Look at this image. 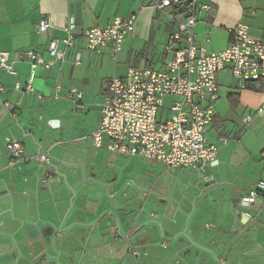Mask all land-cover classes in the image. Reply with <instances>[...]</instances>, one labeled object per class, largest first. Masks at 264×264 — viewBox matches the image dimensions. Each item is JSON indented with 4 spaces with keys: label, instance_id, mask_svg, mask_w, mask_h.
Wrapping results in <instances>:
<instances>
[{
    "label": "crops",
    "instance_id": "obj_1",
    "mask_svg": "<svg viewBox=\"0 0 264 264\" xmlns=\"http://www.w3.org/2000/svg\"><path fill=\"white\" fill-rule=\"evenodd\" d=\"M160 1L0 0V53H9L15 61L14 74L0 69V88L3 89L0 91V264H259L260 260L264 261V254H259L257 248L260 244L264 247V197L251 208L254 219L248 225L242 223L240 207V199L248 190L264 181V140H259V147L247 144L235 126L227 125L220 110L215 109L213 123L207 132L208 141L219 147L217 163L202 173L168 169L154 163L167 171L191 172L202 178L205 185L185 180L183 185L187 191L173 184L171 198L147 196L146 202L163 210L161 225L145 219L142 211L135 213V205L143 202V197L130 199L124 191L125 186L115 192L118 177L103 182L96 178V166L101 160L102 165L111 164L113 158L116 162L131 160L111 154L107 149L108 139L97 149L91 138L98 127L101 105L111 80L102 86L100 110L86 119L90 124L86 142L91 143L98 155L81 151L79 146L84 140L72 138L57 140L52 147H56L58 153L53 158L49 150L52 147L43 150L44 139L34 129L36 121L48 126L59 121L55 129L67 130L69 106L73 105L77 111L86 110L81 84L85 86L90 81V70L97 58L101 66L106 57L123 63L127 72L130 68L148 66L158 70L165 68L174 56V52L166 51L165 47L180 32L188 14H180V8L175 7L158 10L156 6ZM200 3L211 6L212 10L201 11L197 17L196 45L205 46L209 52L224 50L234 42L233 30L239 24L247 25L253 38L263 37L264 0H200ZM44 16L51 20L53 28L38 34L36 26ZM132 16L136 17L135 26L126 36L120 52L112 54L110 46L100 54L84 49L85 31L105 28L115 17L128 19ZM71 18L76 22V34L80 37L76 49L55 68H38L33 91H28L31 65L27 58L21 59V55L35 50L49 60L50 41L67 36L65 28ZM180 45L184 47L187 43L183 39ZM77 51L83 56L79 66L74 65ZM127 72L116 77H124ZM251 84L256 85L248 87V84L245 89L237 85L233 92L227 93V104L231 111L244 113V117L255 114L251 115L254 121L251 133L259 137L264 127V114L257 115L256 111L264 108V89H257L261 85L264 87V80ZM72 89L83 93L84 109H79L70 98ZM234 96L239 97L236 106ZM221 105L219 102L217 107ZM8 139L24 144L27 159V147L32 157L48 152L50 164L37 166L27 160L11 165ZM224 140L229 143L226 145ZM106 154L111 157L107 158ZM224 164L239 168L238 173L229 179L222 175L220 179V175L213 172ZM48 175L53 178L49 179ZM217 177L220 180H216ZM212 184L227 186L229 191L235 187L234 194H230L225 203L230 202L233 207V218L231 213L228 219L223 217L215 201L212 204L202 200L198 206L199 192L212 193ZM193 188L199 189L193 191ZM107 199L114 212L108 209ZM175 200L180 202V210L171 214ZM195 203L197 206L192 210ZM160 230L162 237L169 241L161 239ZM184 231L187 236L182 235Z\"/></svg>",
    "mask_w": 264,
    "mask_h": 264
},
{
    "label": "built area",
    "instance_id": "obj_2",
    "mask_svg": "<svg viewBox=\"0 0 264 264\" xmlns=\"http://www.w3.org/2000/svg\"><path fill=\"white\" fill-rule=\"evenodd\" d=\"M184 1L161 0L156 8L179 9ZM211 10V6L193 0L180 32L165 47L166 51L174 52V56L163 70L150 66L130 68L126 76L110 81L101 105L98 127L91 135L95 148L100 149L108 139L107 149L111 154L159 163L168 169L200 173L217 163L219 147L208 141L207 132L214 120L216 103L221 99L218 76L229 70L241 89L249 83L264 80V35L253 38L249 27L239 24L233 30V43L224 50L209 52L205 46L195 44L194 36L199 13ZM135 22V16L128 19L115 17L105 28L85 31L82 37L84 49L100 54L110 46L112 54L120 52ZM51 28V20L44 16L36 26V32L45 34ZM76 28V22L71 18L65 28L67 36L50 41L47 48L49 60L35 50L21 55V59L27 58L31 65L28 91H33L38 68L51 70L66 61L69 52L76 49L80 38ZM183 39L187 46L180 45ZM82 57V53L77 51L74 65H81ZM14 66L15 61L9 53H0V69L14 74ZM69 96L79 109H84L81 91L72 89ZM166 99L172 101L169 107L165 106ZM256 114L263 115L264 108H259ZM252 120L253 117L248 115L244 123L248 125ZM224 142L227 145L229 140ZM7 150L11 165L28 160L26 147L20 141L8 139ZM36 159L47 165L51 160L48 152L40 153ZM48 178L52 179L53 175H48ZM205 180L209 182L210 178L205 177ZM261 197H264V181L250 188L240 199L244 225L254 219L250 211Z\"/></svg>",
    "mask_w": 264,
    "mask_h": 264
},
{
    "label": "rangeland",
    "instance_id": "obj_3",
    "mask_svg": "<svg viewBox=\"0 0 264 264\" xmlns=\"http://www.w3.org/2000/svg\"><path fill=\"white\" fill-rule=\"evenodd\" d=\"M97 57V56H96ZM93 58V57H92ZM98 59V58H97ZM95 59L93 62V68H91V79L86 85H82V89L84 90L85 99L84 104L86 106L85 111H77L76 108L73 105L69 106V109L66 110V113L69 116V123H68V129L62 130V129H54L51 126L40 124L38 121L35 123V131L41 137L44 139V148L43 150H48L50 147H52L55 143H57V140L60 139H72V138H80L81 140H84L83 143H81L80 150L83 151L87 150L91 153H99L94 148H91V143L89 144L86 142L88 140L87 132L90 130V124L86 123V119L88 115H96L98 111L100 110V105L102 104V94L101 89L102 86H106V84L115 78L116 76H122L124 75L126 71V66L123 63H115L110 57H106L103 63V66L99 65V60ZM159 60H161L159 58ZM219 84H220V92H221V99L219 102L222 103L220 107H217L219 105V102L216 103L215 109L220 110V113H222V116H224V119L227 121V125H233L236 128V131L242 136V139H244L247 144L250 146L259 147V140H264V127L262 128L261 133L259 134V137L257 135H253L251 133V127L252 122L249 126H245L244 122V113L241 111H231L230 106L227 104V93L233 92L236 89V86L238 85L237 81L234 80L232 73L229 70H226L225 72L221 73L219 75ZM172 104V101L169 99H166L165 106L169 107ZM225 109V111L223 110ZM165 112H168L165 110ZM252 115V113H251ZM253 115H255L253 113ZM252 115V116H253ZM91 117V116H90ZM244 117V118H243ZM90 119V118H89ZM257 119V117L255 118ZM254 119V120H255ZM88 120V119H87ZM73 132V133H72ZM36 139V138H35ZM35 139H32L33 143L37 145V141ZM28 142V141H27ZM60 142V141H59ZM231 148L234 146L233 143H231ZM246 144V143H245ZM51 154L54 156L58 153V149L56 147H52V149H49ZM27 153H28V160L31 161L32 164H35L37 166H46L47 164L40 163L37 161L36 157H32L33 154H31V149L27 147ZM98 155V154H97ZM109 158V154H106ZM105 158V159H107ZM113 162H107L105 165H102V160L97 164L96 166V178L98 181L103 182V180H107L109 178H115L118 177L119 184L118 187L116 186L115 192H120V190H123L124 186L126 187L124 189L125 193L130 196L131 198H137V197H143V202L139 201V204L135 205L137 207V211L135 213H140L142 211L143 217L145 219H148V221H154L157 222L159 225H161V221L163 220V210L160 209V207H157L153 205L152 203L146 202L147 196H154L157 198L158 196H163L167 198H171V194L174 189L173 184H178V189L183 190L184 192L186 190V186L183 184L187 181H192L193 183H196L198 186L204 185L203 179L198 178L194 176L191 172H185V173H179L176 170H170L167 171L166 168H164L161 165L154 164L153 162H145L141 159H121L117 160L113 158ZM239 171V168L234 167L233 165H230V167H227V165H222L220 168L215 170L214 174H219L220 179L222 175L224 178L228 179L231 175L237 174ZM88 177V173L87 176ZM215 177V176H214ZM218 177L215 178L216 180H220ZM179 180V181H178ZM187 180V181H185ZM205 186V185H204ZM227 186H219L214 187L212 193L204 194L199 192V202L198 206H200L201 201L204 202H213L215 201L216 204H218V208L223 211V217L228 219V216H230V213L234 212L233 207L231 206L230 202L229 204H225L226 198L230 196V194H234L235 187H231V192L229 191V188H226ZM199 189V188H195ZM193 188V191H196ZM176 193V191H175ZM193 192L190 191V194ZM107 196H105L106 198ZM177 197V196H176ZM175 197V198H176ZM109 198V197H108ZM108 209L111 210V212H114V209L110 205L111 202H106ZM132 206V205H130ZM180 206L179 201H174L172 203V207L170 209V213L174 214V212L178 213ZM197 204L191 206V209L193 210ZM216 206V209H217ZM131 208L130 210H132ZM151 214H154V218H152ZM116 215V214H115ZM136 215V214H135ZM233 218V215L231 216ZM238 227V225H237ZM119 232V231H118ZM160 236L162 240H168V238L162 237V233L160 230ZM120 235V233H119ZM259 254H264V247L263 244H260L258 247ZM240 256V255H239ZM241 257V256H240ZM212 259L217 261V258L212 255ZM216 263V262H215ZM259 264H264V261H259Z\"/></svg>",
    "mask_w": 264,
    "mask_h": 264
},
{
    "label": "water",
    "instance_id": "obj_4",
    "mask_svg": "<svg viewBox=\"0 0 264 264\" xmlns=\"http://www.w3.org/2000/svg\"><path fill=\"white\" fill-rule=\"evenodd\" d=\"M192 2H193V0H185L184 3L182 4V6H181L180 9H179V13L185 15V14L188 12V10H189V8H190ZM59 125H60L59 121H53V122L51 123V127L54 128V129H55L56 127H59ZM20 129H21V128H20ZM21 131L23 132L22 129H21ZM30 136L32 137V135H30ZM58 175H60V176L63 177L64 179H66V176L60 174L59 172H58ZM216 186H217L216 184H212L211 187L214 188V187H216ZM72 192H73V194H74V196H75V192H74L73 190H72ZM234 203H235V201H234ZM182 235L187 236V234H186L185 231L182 233ZM49 258L51 259L52 257H49Z\"/></svg>",
    "mask_w": 264,
    "mask_h": 264
},
{
    "label": "trees",
    "instance_id": "obj_5",
    "mask_svg": "<svg viewBox=\"0 0 264 264\" xmlns=\"http://www.w3.org/2000/svg\"><path fill=\"white\" fill-rule=\"evenodd\" d=\"M177 15H179V14H177ZM259 82H261V81H259ZM256 84L249 83L248 87L255 86ZM263 89H264V87H263V85H261V87H259L257 90H263ZM233 98H234V105L236 106L238 104L239 97L238 96H234Z\"/></svg>",
    "mask_w": 264,
    "mask_h": 264
}]
</instances>
